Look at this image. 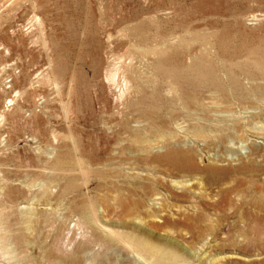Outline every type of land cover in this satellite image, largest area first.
I'll use <instances>...</instances> for the list:
<instances>
[{
  "label": "rangeland",
  "instance_id": "374dc122",
  "mask_svg": "<svg viewBox=\"0 0 264 264\" xmlns=\"http://www.w3.org/2000/svg\"><path fill=\"white\" fill-rule=\"evenodd\" d=\"M0 170V264H264V0H0Z\"/></svg>",
  "mask_w": 264,
  "mask_h": 264
},
{
  "label": "bare ground",
  "instance_id": "6f19581e",
  "mask_svg": "<svg viewBox=\"0 0 264 264\" xmlns=\"http://www.w3.org/2000/svg\"><path fill=\"white\" fill-rule=\"evenodd\" d=\"M38 20V19H37ZM106 53V52H105ZM108 55V54H107ZM120 58V66H122L123 63H126V59L125 57H119ZM114 67V65L112 66ZM115 69V68H114ZM118 71V70H117ZM117 71L114 72V71H111L108 73V76H107V83L110 82V81H113L115 82L116 80V77H117ZM114 72V73H113ZM108 87V86H107ZM122 89V92H125L126 90V86L124 84V86L121 88ZM116 97V95H115ZM102 102H105L104 99L101 98V100L99 99V103ZM115 101V100H114ZM3 140V139H2ZM4 141V140H3ZM4 143V142H3ZM2 147V146H1ZM2 163V162H1ZM9 164V163H8ZM2 165V164H1ZM5 167V166H4ZM1 171V170H0ZM9 171V169H8ZM18 172V171H17ZM16 173V172H15ZM15 175V174H14ZM33 175V174H32ZM3 179L2 180V186H0V201L4 204V207H3V211L0 213V216L1 215H5V217L7 218H11V220L9 221V227H13L15 229V231L17 232L16 235V241H17V244L18 246H21L24 244V237H23V231L20 229V227H18L19 223L21 221H23V217L24 215L26 216L27 213H30V207L25 208L24 209H29V210H25V211H22V207H20V205L22 203H28V204H31L32 201H34V199H36V196L34 195V191L32 192V188L30 187V185H24L18 181V179L16 177H11L9 175L8 172H3ZM27 181V180H26ZM35 188V187H33ZM41 192V191H40ZM36 194V193H35ZM224 194V193H223ZM40 196V195H39ZM43 196V195H42ZM45 197V196H44ZM37 201H39V199H37ZM45 202H48V199H45L44 200ZM36 202V201H35ZM39 203V202H38ZM44 205V210H49L50 208L48 207L49 206V203H42ZM25 205V204H24ZM23 205V206H24ZM3 206V205H2ZM22 206V205H21ZM32 208V207H31ZM37 208V207H36ZM34 208V209H36ZM23 209V210H24ZM39 210V209H38ZM52 210V209H51ZM82 210V209H81ZM1 211V210H0ZM91 213V212H90ZM39 215V214H38ZM46 215V213H45ZM82 215V214H81ZM80 215V216H81ZM91 215V214H90ZM28 216V215H27ZM51 216V215H50ZM34 217V216H33ZM41 217V216H40ZM27 217H25L26 219ZM48 218V216H47ZM87 218V217H86ZM96 218V217H95ZM90 219V218H89ZM88 219V220H89ZM27 220V219H26ZM33 220V219H32ZM37 220V219H36ZM81 220V219H80ZM95 220V219H94ZM3 221V219H2ZM38 221V220H37ZM85 221V219H84ZM96 221V220H95ZM94 221V222H95ZM8 222V221H7ZM35 222V220H34ZM90 222V221H89ZM28 223V222H27ZM80 223V222H78ZM37 224V223H36ZM77 224V223H76ZM3 226V225H2ZM28 227V226H27ZM75 228V227H74ZM11 229V228H10ZM29 229V228H28ZM0 230H2L0 228ZM8 229L7 228H4V231H7ZM13 230V229H12ZM11 233V232H10ZM29 234V233H28ZM3 235V234H2ZM7 235H9L7 233ZM83 236V235H82ZM15 237V236H14ZM88 238V237H87ZM3 238L0 239V244L4 243V241H2ZM13 239V238H12ZM89 239V238H88ZM11 241V240H10ZM87 241V240H86ZM8 243V242H7ZM5 244V243H4ZM78 246V245H77ZM82 246V245H81ZM10 247V246H9ZM88 247V246H87ZM4 248V247H3ZM51 248V247H50ZM57 248V247H56ZM1 251V250H0ZM7 251V250H6ZM11 251V250H10ZM13 252V251H12ZM92 252V251H91ZM70 254V253H68ZM79 253L76 252L74 253L72 256L70 257H66L65 260L68 261L67 264H79V260H80V257L78 255ZM81 254V253H80ZM1 255V254H0ZM3 255V254H2ZM5 256V255H4ZM20 256V255H19ZM60 256V255H59ZM67 256V255H66ZM11 257V256H10ZM5 258V257H4ZM8 258V257H7ZM14 258V257H13ZM51 258V257H50ZM9 262V261H8ZM6 263V261H5ZM29 263V262H28Z\"/></svg>",
  "mask_w": 264,
  "mask_h": 264
}]
</instances>
